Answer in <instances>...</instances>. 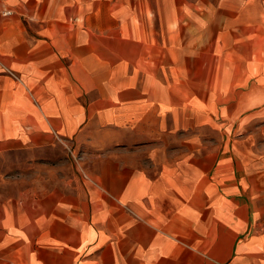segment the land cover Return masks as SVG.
I'll return each mask as SVG.
<instances>
[{
	"label": "crops",
	"instance_id": "1",
	"mask_svg": "<svg viewBox=\"0 0 264 264\" xmlns=\"http://www.w3.org/2000/svg\"><path fill=\"white\" fill-rule=\"evenodd\" d=\"M56 146L0 264H264V0H0V155Z\"/></svg>",
	"mask_w": 264,
	"mask_h": 264
},
{
	"label": "rangeland",
	"instance_id": "2",
	"mask_svg": "<svg viewBox=\"0 0 264 264\" xmlns=\"http://www.w3.org/2000/svg\"><path fill=\"white\" fill-rule=\"evenodd\" d=\"M199 133L204 137L209 136V132L205 130ZM222 133H212V141L218 139L222 141ZM232 133H234L233 138L236 139V132L231 131L230 134ZM176 135L182 139L185 137V133ZM84 149L86 154L82 159L80 157L82 152L73 155L72 151L75 149L70 146L42 148L36 151L20 150L0 155V199L15 198L24 193L41 194L55 189L77 195L81 189H85L84 184L94 185V181L87 178L80 168L81 160L88 165L89 156L93 154L92 148ZM91 244L87 246L81 259L93 261L94 258L91 257L99 254L97 249L99 245L94 250ZM24 254L21 255L22 264H26Z\"/></svg>",
	"mask_w": 264,
	"mask_h": 264
},
{
	"label": "built area",
	"instance_id": "3",
	"mask_svg": "<svg viewBox=\"0 0 264 264\" xmlns=\"http://www.w3.org/2000/svg\"><path fill=\"white\" fill-rule=\"evenodd\" d=\"M8 13H10V12L9 11L5 12V14H8Z\"/></svg>",
	"mask_w": 264,
	"mask_h": 264
}]
</instances>
